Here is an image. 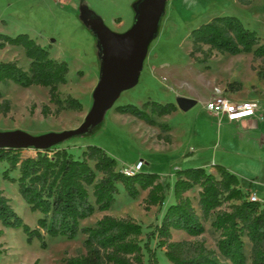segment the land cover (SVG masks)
<instances>
[{
  "label": "rangeland",
  "instance_id": "rangeland-1",
  "mask_svg": "<svg viewBox=\"0 0 264 264\" xmlns=\"http://www.w3.org/2000/svg\"><path fill=\"white\" fill-rule=\"evenodd\" d=\"M80 1L0 0V32L9 35L27 32L41 45L49 46L52 58L65 60L69 70L67 81L58 87L60 95L76 97L83 105L81 111L63 109L58 115L43 116V104H49L51 110L56 108L55 104L49 102L48 87L0 81V92L11 101V111L6 116L0 113V131L20 129L32 135H40L50 131L76 129L84 122L94 103L93 92L99 80V59L94 30L79 18ZM83 1L100 14L105 24L115 32H124L132 25L134 13L131 3L134 0ZM226 14L238 16L245 26L256 30L260 41L264 42V0H250L247 5L239 0H168L155 35L147 44L144 66L138 81L120 90L115 101L105 108L97 125L55 144L56 147H66L75 156L80 155L85 145L97 144L116 159L117 169L143 160L142 171L158 173L163 183L169 185L165 190L163 205L151 206L147 210L144 203L147 190L132 198L119 183L111 208L95 211L81 222L82 225H94L104 214L130 216L142 224V239L145 240L146 233L160 222L164 206L173 197L175 164L180 153L186 150L185 153L190 157L204 147L211 146L214 140L219 141L217 125L205 110V103L217 96L238 103L253 100L264 111V82L258 78L253 68L256 62L252 53L230 54L216 50L207 61H197L189 55L190 31L216 15ZM120 21L122 25L119 24ZM203 47L207 48L206 45ZM197 55L201 56L200 53ZM0 60H16L24 69L28 68L30 62L22 47L11 45L0 48ZM261 61L264 67V60ZM150 64L156 67L154 72L151 71ZM231 81H240L242 87L228 90L227 83ZM216 87L220 92L215 90ZM181 96L193 98L197 103L186 112L175 110L158 120L171 127L169 132L172 144L160 139L165 130L159 125H150L131 114L119 113L114 109L117 104L141 105L149 98L163 103H176ZM217 143L215 149H221L222 144ZM24 154H34V149H27ZM207 155V151L200 152L192 165L185 162L180 164L182 168L201 166L200 162ZM5 167L6 162H1L0 190L9 198L12 207L24 222L34 228L41 213L29 208L19 193L16 181L2 176ZM236 168L238 175H241L242 186L255 191L260 197L264 196L262 164L250 159L249 163L238 162ZM12 174L16 175L17 170ZM197 193L198 188H194L188 195L199 210ZM227 207L228 203H225L221 208ZM3 230L4 233L0 236V264H61L64 257L84 252L85 234L81 232L73 238L64 235L46 238L47 244L44 247L39 238L29 241L22 228L3 227ZM172 238L202 240L207 247L216 249L219 232L211 227L208 220L202 235L194 237L184 231L173 230ZM151 247L156 251L159 264H171L163 254L164 249L156 245L155 239L151 240ZM249 248L250 244L247 242V253ZM143 264H148L147 254Z\"/></svg>",
  "mask_w": 264,
  "mask_h": 264
},
{
  "label": "trees",
  "instance_id": "trees-1",
  "mask_svg": "<svg viewBox=\"0 0 264 264\" xmlns=\"http://www.w3.org/2000/svg\"><path fill=\"white\" fill-rule=\"evenodd\" d=\"M239 1L245 5L250 2ZM189 38V55L197 61H207L213 50L230 54L250 52L255 59L264 60V42L260 41L257 31L245 26L235 15H216L194 27ZM7 45L22 47L30 62L24 69L16 60H0V81L48 87L49 102L56 108L51 110L49 104H43V116L58 115L63 109H83L78 98L69 94L61 97L58 87L67 81L69 67L65 60L50 56L49 46L41 45L27 32L16 35L0 32V48ZM253 68L264 80L263 65ZM241 87L240 81L227 83L228 90ZM114 109L150 125H159L166 131L169 125L158 122L156 117L170 114L177 105L149 98L141 105L117 104ZM10 111L11 101L0 92V113L6 116ZM30 148L34 149V154H24ZM3 161L6 167L2 176L17 182L19 193L29 208L40 211L41 216L37 225L30 227L0 190V236L4 233L3 227L22 228L29 241L39 238L46 247V238L85 234L84 252L64 257L61 264H143L145 254L148 264H159L156 251L151 247L153 239L164 249L163 254L171 264H264V206L249 199L250 191L242 190L238 176L223 164H213V172L201 166L177 169L172 185L174 201L166 206L160 222L143 240L142 224L130 216L104 214L94 225L81 222L97 210L111 208L119 183L132 198L147 190L145 209L163 205L169 185L160 181L158 173L141 170L125 175L117 169L116 159L97 144L85 145L78 156L55 144L45 148L5 146L0 147V163ZM15 170L17 174L13 175ZM194 188H198L199 210L188 195ZM225 203L228 207L221 208ZM208 220L219 232L216 249L207 247L202 240L172 238L173 230L200 236Z\"/></svg>",
  "mask_w": 264,
  "mask_h": 264
},
{
  "label": "water",
  "instance_id": "water-1",
  "mask_svg": "<svg viewBox=\"0 0 264 264\" xmlns=\"http://www.w3.org/2000/svg\"><path fill=\"white\" fill-rule=\"evenodd\" d=\"M167 1L137 0L133 3L135 19L132 26L124 33H116L81 0L79 18L94 30L101 60L100 76L93 92L94 103L91 110L76 129L50 131L40 135H32L20 129L0 131V147L45 148L97 125L105 108L115 101L120 90L138 81L147 44L155 35ZM195 104L196 100L193 98L181 96L177 99V105L183 110H188Z\"/></svg>",
  "mask_w": 264,
  "mask_h": 264
},
{
  "label": "crops",
  "instance_id": "crops-1",
  "mask_svg": "<svg viewBox=\"0 0 264 264\" xmlns=\"http://www.w3.org/2000/svg\"><path fill=\"white\" fill-rule=\"evenodd\" d=\"M136 1L137 0H134L131 3V7H132V10L134 13L132 24H133L134 19H135V9L133 7V3ZM67 2L73 3L74 0H65V3H67ZM87 5L91 10L95 11L88 3H87ZM79 7H80V3H78V13L80 11ZM98 15H100V14H98ZM101 18H102V16H101ZM103 22H104V20H103ZM104 24H105V22H104ZM119 24L122 25V21H120ZM109 29L111 31H113L111 28H109ZM126 31H124V32H126ZM113 32H115V31H113ZM124 32H116V33H124ZM96 44H97V39H96ZM215 51L216 50H213V52H215ZM97 53H98V50H97ZM98 59H99V76H100L101 60H100L99 54H98ZM253 60H255V62H256L254 65L255 67H257L262 62L261 59H259V58L255 59L253 57ZM143 64H142V67L144 66ZM149 66L151 67V71L154 72V70H156V67L154 65L150 64ZM142 70L143 69L141 68L140 74H141ZM260 80H262L264 82L263 79H260ZM254 87L256 90L257 86L255 85ZM196 103H197V100H196ZM175 104L177 105V101ZM179 109L182 110L183 112L187 111V110L181 109L177 105L176 110H179ZM207 113L209 114V116H211L213 118L214 123L217 125V133H218V140H219L217 142H220V144H222L223 147L221 149L216 150L215 148H216L218 143L214 140V143L211 146L204 147L203 149L199 150V152H197L196 155H192L190 157H189V154L185 153L186 150H183L180 153L179 159L176 161L175 171L179 168H182V164H180V163L185 162L188 165H192L191 163H194V161L197 160V159L195 160V157L198 156L200 154V152L207 151V153H208L207 157H205V159H203L202 162H200V164H199V165H201V167H204L209 172H213L215 170L213 167V164H215V163L223 164L231 172L234 171L233 173H235L238 176L240 187L242 190H244V191L249 190L250 192L256 193L255 191H252L251 189H246L242 186V184L240 182V176L241 175H238L239 171L236 168V165L238 162L249 163L250 159H253L256 162L262 164V166L264 167V111L262 110V107H261L259 114H257L256 116L247 117V118H244V119H241L238 121H228L225 117H221V119L219 121L218 117L209 113L208 111H207ZM170 114H165V115L159 116V117H165V116L170 115ZM159 117H156L157 121L159 120ZM170 128L171 127L169 126V129ZM169 131H171V129L166 130L165 134H163L162 138H160V139L166 140L165 143H167V144H172L173 139H172V135L170 134ZM230 148L232 150H230ZM232 156L233 157L235 156V158H231ZM174 179H175V176H174ZM160 181L163 182V180L161 178H160ZM173 182H174V180H173ZM170 201L173 202L174 198L172 197V199ZM170 201H169V203H171ZM169 203H167L164 206L163 212Z\"/></svg>",
  "mask_w": 264,
  "mask_h": 264
},
{
  "label": "built area",
  "instance_id": "built-area-1",
  "mask_svg": "<svg viewBox=\"0 0 264 264\" xmlns=\"http://www.w3.org/2000/svg\"><path fill=\"white\" fill-rule=\"evenodd\" d=\"M217 92H220V89L216 87ZM204 108L211 114L219 118L225 117L228 121H238L247 117H253L259 114L261 107L256 101H246V102H231L223 96H217L204 105ZM143 160H138L133 164L124 165L121 167V171L125 175H132L138 171H141L143 168ZM249 199L252 201L259 202L264 206V196L260 197L256 193L250 192Z\"/></svg>",
  "mask_w": 264,
  "mask_h": 264
}]
</instances>
